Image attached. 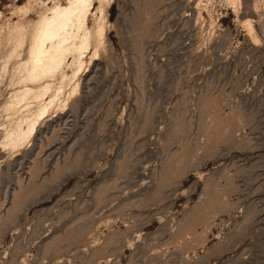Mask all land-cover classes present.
<instances>
[{"label": "rangeland", "instance_id": "rangeland-1", "mask_svg": "<svg viewBox=\"0 0 264 264\" xmlns=\"http://www.w3.org/2000/svg\"><path fill=\"white\" fill-rule=\"evenodd\" d=\"M71 1L0 0V264H264V0H93L31 80Z\"/></svg>", "mask_w": 264, "mask_h": 264}, {"label": "bare ground", "instance_id": "bare-ground-1", "mask_svg": "<svg viewBox=\"0 0 264 264\" xmlns=\"http://www.w3.org/2000/svg\"><path fill=\"white\" fill-rule=\"evenodd\" d=\"M92 6L93 0H72L67 7L57 6L53 9L52 17L47 18L41 25V30L37 34L30 52L32 59L31 80H36L44 75H55L58 73L64 66V60L68 54L78 56L76 62H80L81 57L91 47V36L87 28V21L92 11ZM97 35L100 38L104 37L102 25L99 26ZM76 41L78 42L75 43ZM49 91L50 86L46 85L41 91L36 93L26 90L20 98L23 100L34 93V98L42 104L40 112H38L39 117H42L56 99L53 97L49 104H44L43 101ZM17 95H20V93ZM34 129L35 125L32 124L29 132L32 134Z\"/></svg>", "mask_w": 264, "mask_h": 264}]
</instances>
